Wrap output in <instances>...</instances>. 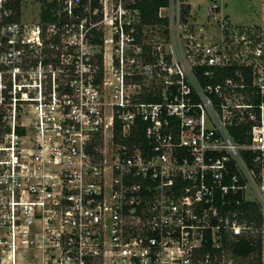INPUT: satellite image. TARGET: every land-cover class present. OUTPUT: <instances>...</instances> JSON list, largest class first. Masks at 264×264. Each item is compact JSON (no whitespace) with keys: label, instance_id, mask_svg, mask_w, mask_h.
Masks as SVG:
<instances>
[{"label":"built area","instance_id":"2783aa9c","mask_svg":"<svg viewBox=\"0 0 264 264\" xmlns=\"http://www.w3.org/2000/svg\"><path fill=\"white\" fill-rule=\"evenodd\" d=\"M92 2L57 0L49 49L42 23L0 14V264H163L166 246L195 264L207 231L254 230L223 213L229 195L264 216L261 37L217 2L200 21L170 0L166 33L139 0Z\"/></svg>","mask_w":264,"mask_h":264},{"label":"trees","instance_id":"16d2710c","mask_svg":"<svg viewBox=\"0 0 264 264\" xmlns=\"http://www.w3.org/2000/svg\"><path fill=\"white\" fill-rule=\"evenodd\" d=\"M86 2L87 0H82L83 5ZM169 3L170 0H139L138 7L141 10L143 25L151 27L162 26L164 33L168 32V19L161 18L159 16V10L163 6H168ZM98 5L99 0H93V8ZM41 8V23L45 28L48 24L58 21L57 0H44ZM6 10L12 11V14L6 17V21H20L22 18V0H8L3 8H0V14ZM226 76H229V73H227ZM202 82L207 83L209 82V79L202 78ZM117 128H120L119 124H117ZM232 133L236 140L243 141L242 132L239 129L232 131ZM218 202L219 204H222L221 199L218 200ZM234 212H238V216L241 219L253 224L256 229L261 230L263 228L264 216L260 205L256 202L246 200L242 194L229 195L225 200L223 213L225 215L233 216ZM206 233L207 241L201 247L194 250L193 258L195 264H200L202 261L206 264H217L215 259L217 257H222L223 252L227 249L231 250L237 257H253V262L251 264H263V240L261 235L258 237L242 236L237 239H232L230 236L223 235L222 245L217 246L212 241V230H209Z\"/></svg>","mask_w":264,"mask_h":264},{"label":"rangeland","instance_id":"374dc122","mask_svg":"<svg viewBox=\"0 0 264 264\" xmlns=\"http://www.w3.org/2000/svg\"><path fill=\"white\" fill-rule=\"evenodd\" d=\"M190 1L196 12L200 14V21H206L208 19L207 10L209 6L213 3H218L223 7V11L227 14L232 22L239 26L240 29L254 31L261 38L262 44L264 46V0H186ZM44 0H22V18L20 19L21 23L28 25V30L31 31L35 28L36 25L41 23V10ZM42 25V24H41ZM43 48L49 49L51 45H54L57 36H54L52 32L48 31L45 26H43ZM159 31V30H158ZM148 41L152 42L154 39L155 42H161L164 38L162 34H157L156 36L149 33ZM67 38H61L60 42L56 46H62L65 44ZM96 51H102L103 55L107 54L108 57L111 55L110 46H97L94 48ZM48 55V52H45L42 56L45 58ZM244 55H246L244 53ZM24 61L28 62H37L41 60V57L37 53H32L28 51V53L24 54ZM243 58V56H242ZM241 62V61H239ZM254 230L251 232L243 231L240 236H262L263 240V264H264V226L261 230L253 228ZM197 233L198 231H194ZM233 237L235 235L233 234ZM231 237V238H233ZM216 239H221V237H215ZM199 245V244H197ZM182 249H186V252L182 254ZM179 247V246H166L163 252V264H182V258L189 256V252L191 246L188 247ZM217 264H251L253 262V257L250 258H241L235 256L231 250L227 249L223 252L222 257H217L215 259ZM200 264H206L202 261Z\"/></svg>","mask_w":264,"mask_h":264}]
</instances>
